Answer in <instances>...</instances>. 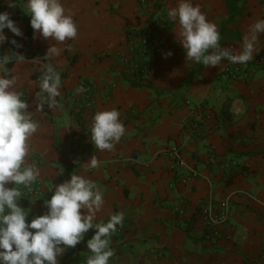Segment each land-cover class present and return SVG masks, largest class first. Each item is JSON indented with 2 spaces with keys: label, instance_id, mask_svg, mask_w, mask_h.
<instances>
[{
  "label": "crops",
  "instance_id": "obj_1",
  "mask_svg": "<svg viewBox=\"0 0 264 264\" xmlns=\"http://www.w3.org/2000/svg\"><path fill=\"white\" fill-rule=\"evenodd\" d=\"M178 2L150 0L136 9V0H62L78 35L60 43L38 34L34 38L33 30L27 37L26 0H0V13H9L24 34L14 37L5 29L0 76L15 78L14 90L23 93L39 125L28 159L40 176L31 185L33 194L26 196V188H20L21 205L30 209L31 221L46 213L45 200L59 184L82 175L104 195L96 222L124 213L123 227L111 237L115 255L110 264H264V35L261 51L247 64L250 80L226 81L221 75L227 61L207 68L187 61L179 25L168 16ZM192 2L220 30L228 18L225 0ZM154 6L173 26L155 29L153 37L166 45L150 72L132 81L118 54L127 50V26L144 29ZM241 6L243 14L225 25L232 39L221 40L233 50L242 48L249 27L264 19V0H242ZM12 39L20 46L8 51ZM51 46L58 55L47 56ZM47 64L61 75L55 109L40 88ZM80 80L90 81L96 94L91 107L77 114ZM187 101L205 106L193 110ZM111 110L120 113L126 133L113 150L101 151L90 139L93 118ZM200 117L204 124L192 133L189 126ZM173 148L182 167L167 156ZM92 156L100 166L86 170ZM186 168L197 176L182 182L190 175ZM223 201L230 210L227 223L207 225L204 209ZM87 240L69 249L60 264H87L92 255Z\"/></svg>",
  "mask_w": 264,
  "mask_h": 264
},
{
  "label": "clouds",
  "instance_id": "obj_2",
  "mask_svg": "<svg viewBox=\"0 0 264 264\" xmlns=\"http://www.w3.org/2000/svg\"><path fill=\"white\" fill-rule=\"evenodd\" d=\"M26 9L34 38L38 34L46 40L63 43L77 37L78 27L62 0H26ZM168 16L179 25L180 44L188 62L205 68L220 66L226 60L247 65L261 51L264 19L251 25L243 37L242 48L233 50L221 44L219 28L192 0H179L178 6L168 11ZM5 29L14 37L24 35L10 14L2 12L0 45L8 41ZM11 43L20 46L15 39ZM50 54L58 55L59 49L51 46L47 56ZM5 63L6 59L0 58V68ZM15 85V78L0 76V264H60L59 258L81 244L90 230L94 235L86 244L92 254L87 264H110L115 255L110 247L111 237L118 227H123L124 213L111 215L107 222H96L104 195L84 176L74 174L70 180L59 184L51 198L45 200L46 213L29 221L30 209L21 205L20 188L30 189L40 176L39 168L28 159L30 140L39 125L22 98L23 93L14 90ZM61 85L59 71L51 64L45 65L40 88L46 93L51 109L58 107ZM125 133L117 110L94 115L90 139L95 148L111 151ZM99 166L95 156L84 164L86 170ZM10 184L14 187H9Z\"/></svg>",
  "mask_w": 264,
  "mask_h": 264
},
{
  "label": "built area",
  "instance_id": "obj_3",
  "mask_svg": "<svg viewBox=\"0 0 264 264\" xmlns=\"http://www.w3.org/2000/svg\"><path fill=\"white\" fill-rule=\"evenodd\" d=\"M150 0H136L135 7L140 9L149 4ZM173 21L166 17L164 10L160 6H154L152 13L147 18V23L144 29H139L136 25H128L125 31L126 47L127 50L118 54V62L124 68L126 74H129L132 81H137L146 76L152 67V64L156 61L160 48L166 45V42L162 39L157 40L153 37V33L157 28L172 29ZM15 46L9 41L6 44L8 51L14 50ZM227 61V60H226ZM251 72L247 65L233 64L227 61L223 71L222 78L226 81L234 82H247L250 80ZM77 89L79 91L81 102L74 108L75 113H80L83 107L89 108L94 103L95 98V87L90 81L80 80ZM83 103V104H82ZM188 107L193 110L203 109L204 103L192 105L190 101L186 102ZM203 117V116H201ZM199 118V123L192 124L189 129L192 133H197L198 129L203 126L204 120ZM200 122L202 123L200 125ZM197 129V130H196ZM202 130V131H201ZM200 133L204 136L205 130L201 129ZM167 156L171 159L174 166L182 167L183 163L180 159L179 152L177 149H170L167 152ZM190 175L182 179V182H186L191 178H195L197 173L189 168H186ZM34 193V189L30 188L25 190V195H31ZM229 205L223 201L218 203L216 206L209 204L204 209V220L207 225L211 227H217L227 223L229 219Z\"/></svg>",
  "mask_w": 264,
  "mask_h": 264
},
{
  "label": "trees",
  "instance_id": "obj_4",
  "mask_svg": "<svg viewBox=\"0 0 264 264\" xmlns=\"http://www.w3.org/2000/svg\"><path fill=\"white\" fill-rule=\"evenodd\" d=\"M241 3H242V0H225V6L228 12V18L226 22L221 25V28H220L221 36H222L221 40L232 39L230 36V32H227L225 30V25L227 24L230 25L234 23V21L243 14V8L241 6ZM25 22L27 24L26 34H27V37H29L33 29L30 26V19H26ZM93 235H94V232L90 230L89 233L86 234L85 239H89Z\"/></svg>",
  "mask_w": 264,
  "mask_h": 264
}]
</instances>
